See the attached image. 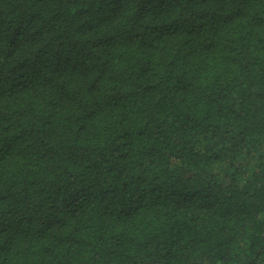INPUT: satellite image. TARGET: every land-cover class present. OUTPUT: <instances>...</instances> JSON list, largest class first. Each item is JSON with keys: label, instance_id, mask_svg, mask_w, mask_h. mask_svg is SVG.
<instances>
[{"label": "trees", "instance_id": "obj_1", "mask_svg": "<svg viewBox=\"0 0 264 264\" xmlns=\"http://www.w3.org/2000/svg\"><path fill=\"white\" fill-rule=\"evenodd\" d=\"M0 264H264V0H0Z\"/></svg>", "mask_w": 264, "mask_h": 264}]
</instances>
